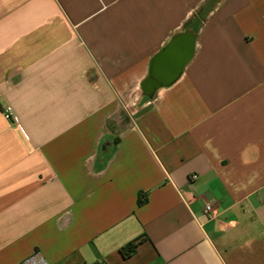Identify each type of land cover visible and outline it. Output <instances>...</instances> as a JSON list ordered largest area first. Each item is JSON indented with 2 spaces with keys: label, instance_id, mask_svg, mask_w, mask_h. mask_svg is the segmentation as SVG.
<instances>
[{
  "label": "crops",
  "instance_id": "crops-1",
  "mask_svg": "<svg viewBox=\"0 0 264 264\" xmlns=\"http://www.w3.org/2000/svg\"><path fill=\"white\" fill-rule=\"evenodd\" d=\"M33 255L264 264V0H0V264Z\"/></svg>",
  "mask_w": 264,
  "mask_h": 264
},
{
  "label": "water",
  "instance_id": "water-1",
  "mask_svg": "<svg viewBox=\"0 0 264 264\" xmlns=\"http://www.w3.org/2000/svg\"><path fill=\"white\" fill-rule=\"evenodd\" d=\"M194 44V33L189 30L174 36L152 58L148 77L141 84L144 96L153 98L158 89L168 87L176 81L193 55Z\"/></svg>",
  "mask_w": 264,
  "mask_h": 264
},
{
  "label": "built area",
  "instance_id": "built-area-1",
  "mask_svg": "<svg viewBox=\"0 0 264 264\" xmlns=\"http://www.w3.org/2000/svg\"><path fill=\"white\" fill-rule=\"evenodd\" d=\"M2 114L4 118L8 121H11L13 119L12 109L8 106L4 107L2 109ZM191 179H195V176H191ZM215 208L212 204L207 203L204 206V213L208 216V218H212L214 216ZM24 264H45L44 261L38 256L33 255L29 259H27ZM103 264V263H99Z\"/></svg>",
  "mask_w": 264,
  "mask_h": 264
},
{
  "label": "trees",
  "instance_id": "trees-1",
  "mask_svg": "<svg viewBox=\"0 0 264 264\" xmlns=\"http://www.w3.org/2000/svg\"><path fill=\"white\" fill-rule=\"evenodd\" d=\"M195 20H196V17L194 16L192 19H190L185 24L184 30L187 31V30L191 29L192 28V24L194 23ZM139 203H142V201H139ZM136 246H137V244H135V243L127 244L126 246H124V247H122L120 249V253L122 254V256L124 258H128V257H130L134 253V251L136 249Z\"/></svg>",
  "mask_w": 264,
  "mask_h": 264
}]
</instances>
